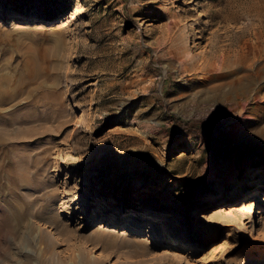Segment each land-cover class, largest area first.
Returning <instances> with one entry per match:
<instances>
[{
  "label": "rangeland",
  "instance_id": "obj_1",
  "mask_svg": "<svg viewBox=\"0 0 264 264\" xmlns=\"http://www.w3.org/2000/svg\"><path fill=\"white\" fill-rule=\"evenodd\" d=\"M16 87L0 264H264V0H0Z\"/></svg>",
  "mask_w": 264,
  "mask_h": 264
},
{
  "label": "bare ground",
  "instance_id": "obj_2",
  "mask_svg": "<svg viewBox=\"0 0 264 264\" xmlns=\"http://www.w3.org/2000/svg\"><path fill=\"white\" fill-rule=\"evenodd\" d=\"M206 68H207V70H209V71H213L214 69V67H213V65L211 64V63H207L206 64ZM206 70V69H205ZM22 87V86H21ZM26 89V88H25ZM19 90V87H16V88H14V89H11V90H9V91H7V93L4 91V96L3 97H0V104H3V103H8L11 99H12V96H14V94H16V91H18ZM1 91H3L2 89H0V93H1ZM27 91V90H26ZM2 94V95H3ZM21 96V95H20ZM25 97V96H24ZM28 97V96H27ZM245 180H250V178L248 177V178H245ZM264 180V179H263ZM236 184H237V186L240 184V181L239 180H237L236 182H235ZM257 185H260V188H259V190H264V183H263V181L261 180V181H259L258 182V184ZM150 208H152V209H149L150 211H155V210H157V208L155 207V206H151ZM148 220H152L151 219V215H148ZM239 221V220H238ZM245 223H244V221H240L239 222V226L241 227V226H243ZM248 224V223H247ZM158 225V224H157ZM239 227V228H240ZM186 239H190L189 237L188 238H186ZM185 240V239H184ZM190 241V240H189ZM193 243V242H192ZM184 245H186V244H184ZM213 250H216V249H213ZM212 250V251H213ZM211 251V252H212ZM187 252L188 253H186L187 254V256H190V255H192V254H194V249L193 248H189L188 250H187ZM214 253H216V252H214ZM180 254V253H179ZM178 254V252L176 251V249H167L166 251H165V255H167V256H169V258H170V256H172V257H175V256H179L180 257V255ZM184 254V253H183ZM182 255V254H181ZM184 256V255H183ZM182 257H180V259H181ZM176 259V258H175ZM179 259V258H178ZM235 261H234V259L233 260H231V263H234ZM243 264V263H242Z\"/></svg>",
  "mask_w": 264,
  "mask_h": 264
}]
</instances>
